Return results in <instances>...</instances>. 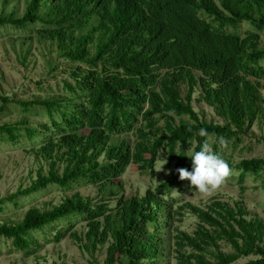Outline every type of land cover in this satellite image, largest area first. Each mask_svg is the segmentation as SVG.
Here are the masks:
<instances>
[{"label": "trees", "instance_id": "trees-1", "mask_svg": "<svg viewBox=\"0 0 264 264\" xmlns=\"http://www.w3.org/2000/svg\"><path fill=\"white\" fill-rule=\"evenodd\" d=\"M8 4L3 0L0 27L39 24L35 37L41 44L50 41L71 62L73 83L65 81L69 97L17 101L25 110L44 108L51 125H0L2 140L12 144L44 133L46 141L31 153L48 166L29 187L0 198V211L49 186L70 188L80 181L95 185L116 205L110 209L108 201L97 204L77 192L49 209L31 207L19 222L5 221L0 238L28 251L31 232L78 214L89 222L84 234L71 238L91 264H101L96 253L103 248V264H162L166 241L175 264H238L250 257L245 264H264V219L252 216L243 201L216 200L202 208L175 207L169 199L187 181L177 170H192L191 144L196 143L192 153L210 138L214 149L222 138L237 144L264 114L261 36L227 29L247 22L263 31L264 0H26L22 14L6 12ZM195 100L221 121L202 118ZM201 128L207 137L199 135ZM131 132L134 142L127 137ZM163 150L169 156L166 180L143 197L118 198L129 166L157 177ZM231 166L242 179L264 178V158ZM186 214L198 220L193 233L181 229Z\"/></svg>", "mask_w": 264, "mask_h": 264}, {"label": "rangeland", "instance_id": "rangeland-1", "mask_svg": "<svg viewBox=\"0 0 264 264\" xmlns=\"http://www.w3.org/2000/svg\"><path fill=\"white\" fill-rule=\"evenodd\" d=\"M26 0H9L6 12L16 11L22 14L25 10ZM3 0H0V13L3 11ZM40 25H30L26 29H17L12 26L0 27V125L3 123L15 124L27 121L29 126L36 127L39 123L51 125V120L42 107H32L25 110L17 101L31 102L51 97H69L71 94L65 86V81L73 83L68 71L71 62L59 57L56 47L50 41L41 44L35 37ZM242 36L248 31L258 32L261 36V45L264 47V30L258 31L249 23L244 22L238 28H227ZM264 66V60L261 61ZM264 93V90H263ZM198 94L195 95L197 99ZM9 99L11 102H5ZM5 107L4 111L1 110ZM194 107L200 116L207 121L220 122L213 109L203 102L194 101ZM55 120H62L61 114L55 115ZM163 122H161L162 124ZM24 135V131H22ZM50 133H46L49 135ZM0 135V198L16 193L19 189L29 187L37 178V172L43 168L48 169L45 162H38L31 153L39 148L45 141L44 133L37 138L29 140L22 137L17 144L3 141ZM132 142L136 140L134 133L128 134ZM210 147L225 159L231 168L230 175L222 184L208 192L197 191L190 181H185L171 191L170 201L180 206L192 203L202 208L213 201L220 200L234 204L243 201L252 216L264 219V178L257 175H246L244 179L231 165L238 164L243 159L264 158V114L257 120L252 129L237 144L234 141L219 142L218 148H213L215 139L210 138ZM196 143L191 144L189 151L193 152ZM169 156L163 150L156 164L157 177L152 178L149 173L140 172L135 165L129 166L126 173L120 178V197H143L148 189L155 190L166 180L170 170H166ZM244 189V190H243ZM81 193L84 197L93 198L97 204L103 200L109 202L110 209L116 201L104 197L99 188L86 181L73 184L70 188H60L52 185L47 189L28 197L19 199L18 204L6 203L0 211V225L5 221L19 222L26 212L33 206L49 209L60 204L67 196ZM87 216L72 215L66 219L51 223L42 230L30 233L32 240L28 251L15 248L13 241L0 238V264H36L39 260L45 264H91V256L83 251L71 238L73 233L84 234L88 224ZM197 218L185 215L180 224L181 229L193 233L197 227ZM225 251L230 247L222 244ZM166 252L162 264H175L170 257L171 244H164ZM106 248L96 253L101 264L105 259ZM254 257L241 259L238 264H245Z\"/></svg>", "mask_w": 264, "mask_h": 264}, {"label": "clouds", "instance_id": "clouds-1", "mask_svg": "<svg viewBox=\"0 0 264 264\" xmlns=\"http://www.w3.org/2000/svg\"><path fill=\"white\" fill-rule=\"evenodd\" d=\"M199 135L207 137V129L201 128ZM221 142L226 141L222 138ZM189 157L192 160V170L179 168L177 171L180 179L190 181L197 191L208 192L222 184L230 175L229 163L212 150L207 140L201 145L199 151L191 153Z\"/></svg>", "mask_w": 264, "mask_h": 264}]
</instances>
